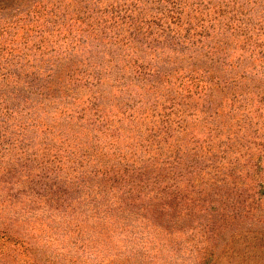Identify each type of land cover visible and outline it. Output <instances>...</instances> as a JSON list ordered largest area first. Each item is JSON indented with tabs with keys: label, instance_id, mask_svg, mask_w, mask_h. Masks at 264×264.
<instances>
[{
	"label": "rangeland",
	"instance_id": "obj_1",
	"mask_svg": "<svg viewBox=\"0 0 264 264\" xmlns=\"http://www.w3.org/2000/svg\"><path fill=\"white\" fill-rule=\"evenodd\" d=\"M62 1L64 18L15 26L23 3L0 0V107H17V117H0V264H264V0H89L93 22L171 6L169 21L181 13L182 28L208 30L194 56L203 36L183 50L136 42L158 70L154 83L123 70V57L103 60L97 83L61 73L70 62L61 42L90 22L86 2ZM103 33L99 25L85 37ZM195 152L196 193H173L166 158L186 166ZM122 162L143 166L141 190L120 192L127 179L111 170ZM164 186L171 200L149 201ZM105 199L110 209L97 208Z\"/></svg>",
	"mask_w": 264,
	"mask_h": 264
},
{
	"label": "trees",
	"instance_id": "obj_2",
	"mask_svg": "<svg viewBox=\"0 0 264 264\" xmlns=\"http://www.w3.org/2000/svg\"><path fill=\"white\" fill-rule=\"evenodd\" d=\"M16 1V0H15ZM18 1V0H17ZM23 4V6L18 9L14 16L15 18H12V20L9 21V24L14 23L15 26H18L20 23H25L26 25H29L31 22L29 21L31 18L36 19V21H40L39 24H41V19L44 18V20H56V19H62L64 18V14L60 13L63 8V1L62 0H53L54 4H50L48 0H19ZM86 2L85 9L83 10V13L85 14L86 19H89L90 22H86L88 28H85L82 30V34L86 32V35H78L75 34L73 36H70V41L63 40L60 45V49L63 52H65V56L63 59L66 58L70 62L66 64L63 70H61V73L65 74L67 77L72 78L75 74H82L83 77L86 74L85 77L93 76L94 78H98L97 82L101 81V77L99 74H96V72L100 73L103 67V60H105L108 56L111 57L110 61L116 62V65L118 64L117 60L120 57H123V61L125 63L124 67H122L123 70H126L127 73L134 75L137 78V81L144 82V83H151L152 81L157 80V76H155V72H157V68L154 69L153 63H149V65L144 64L146 61L141 56H137L138 50L135 49L136 42H141L146 47L150 48H159L158 45L162 44L168 49L170 47L173 48L175 44L181 43L183 50L187 44L186 42L194 41L193 37L195 38L196 35L203 36L199 39L200 44L195 46L189 47V53L191 56H194L197 52V49L208 40V30L203 27H198V24H195L193 26H188L185 28H182L181 26L186 24V17L184 20L182 19V15L184 14L178 13L175 16L174 21H169L168 17L171 12V6L169 8H166L170 4H166L165 11L163 10L161 12V16L158 17L156 14H147L142 7H126L118 10L114 15L116 17V22L118 21V28H115L116 22H111L110 20L105 18L98 17L95 19L96 22L91 21V18H93L94 15H91L94 13L95 10H92V12H88L91 9L92 2L89 3V0H79ZM78 2V0H77ZM102 0H98L96 2H93L94 4H101ZM175 3H178L176 0ZM174 3V4H175ZM107 2H105L106 6ZM108 8V7H107ZM106 7L98 8L99 11L105 12L104 10L107 9ZM97 10V11H98ZM124 10V12H122ZM81 13V11H79ZM87 13H89L91 16L90 18L87 17ZM97 19L99 20V23H97ZM103 20V23H102ZM84 21V20H83ZM85 22V21H84ZM177 23V27L173 24ZM23 25V24H22ZM99 25H103V29L106 33H103L106 35L105 38H103L101 35L98 34V38L102 40L101 42L97 43H90L87 42V38L85 36L91 37L93 36L94 32L98 31ZM35 26V25H34ZM117 27V26H116ZM119 27L122 28V30L119 29ZM97 28V30H96ZM96 30V31H94ZM122 31V32H121ZM70 35V34H69ZM59 39V38H58ZM59 39V40H60ZM59 44V42H58ZM114 45H117L116 48H114ZM134 47V48H133ZM213 51L215 52V46H211ZM110 48V54L108 55L107 51ZM128 52L127 55L123 56L125 52ZM120 52V56H119ZM89 53V54H88ZM65 62V61H63ZM152 62V61H151ZM112 63H108L107 67L111 66ZM67 69V70H66ZM99 69V70H98ZM209 70H205V73ZM154 73V75H153ZM3 75H6L4 72ZM148 77V78H147ZM51 81V80H50ZM50 81H48L50 83ZM43 84L44 86H47V83ZM89 82V81H88ZM94 83V82H93ZM154 83V82H152ZM154 85V84H152ZM157 85V84H156ZM55 88V82L54 86ZM179 105L178 103H175L173 106ZM17 107L14 108H8V107H0V117H2L1 120L6 119L8 116L17 117L16 115ZM32 112L29 110L28 114H31ZM217 112L216 114H212L211 119L216 120L217 119ZM22 117H24V114H21ZM20 116V117H21ZM173 121H176V119H171V122L169 124L170 127H173L176 122L173 123ZM26 126V125H25ZM25 128V127H24ZM173 159L170 157L166 158L165 162L168 164V166H172L175 168V171L173 175L177 174V178L181 179L183 182H186V185L183 184V182H179L178 180H175L177 178H170L168 181H171V184L166 185V187H169L172 189V192H177L178 194H182L180 192L184 191V186L188 187V190H191V192L188 194L189 197L193 196V193H196L195 189V180L193 178H189L190 175L196 174L199 175L201 169V162H200V156H198L195 152L193 157H191L186 164V166H181V164L175 165L173 163ZM108 169V168H107ZM113 169V168H112ZM121 169V171H120ZM111 170V169H110ZM147 170V169H146ZM115 172L114 176L119 177L120 180L127 179V181L123 182L122 185L118 189H120L123 186L129 187L133 191H138V189L141 190V183L140 181H143L141 179H138V177L141 174H144V168L140 164L133 162L132 164H126L124 166V163H121V168L118 170H111ZM122 171L124 173H122ZM105 173V172H104ZM126 173V174H125ZM130 174V175H129ZM107 174V170L106 173ZM129 175V176H128ZM139 181V183H137ZM155 182L154 180H152ZM137 183V184H136ZM148 184V182H144L143 184ZM156 183V182H155ZM139 184V185H138ZM181 185V187H179ZM138 186V187H137ZM116 189V186H114ZM128 188V189H129ZM165 186L161 191H157L156 193H150L151 199H161V200H171V196H166L163 194V192H168V190H164ZM119 192V193H120ZM124 194L125 191H124ZM140 194H142L140 192ZM130 195V194H127ZM149 195V192L147 193ZM105 196V195H104ZM108 199V198H107ZM102 200L100 203L98 202L97 208L101 207L102 209L106 207L107 209L108 205L111 204V199L109 200ZM133 199V198H132ZM75 199H72V201L69 202L70 205L73 203L80 202L81 199L78 198L75 202ZM128 201H131L129 198ZM153 201V200H152ZM109 203V204H108ZM127 204L126 209H131L135 211V208L137 206L135 204ZM140 206V205H138ZM149 205H143L144 207H148Z\"/></svg>",
	"mask_w": 264,
	"mask_h": 264
}]
</instances>
